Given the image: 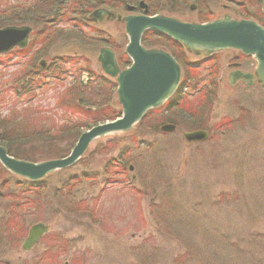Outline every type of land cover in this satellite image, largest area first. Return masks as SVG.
I'll list each match as a JSON object with an SVG mask.
<instances>
[{
  "label": "rangeland",
  "instance_id": "rangeland-1",
  "mask_svg": "<svg viewBox=\"0 0 264 264\" xmlns=\"http://www.w3.org/2000/svg\"><path fill=\"white\" fill-rule=\"evenodd\" d=\"M185 1V10L178 1L173 6L182 11L178 18L185 22L205 21L202 16L207 14L218 19L244 13L264 23V0ZM7 3L0 2V11L16 4ZM191 5H196L192 11ZM64 19L58 29L62 38L73 34L72 40L43 50L34 34L30 44H37L26 53L0 56V108L21 112L8 129L0 126V139L14 137L12 148L28 158L24 162L69 156L75 132H60L72 122H85L65 84L49 79L35 92L27 84L23 69L40 59L35 51L43 50L41 57L54 63L53 71H75L72 61L80 65L83 59L82 67L99 73L100 46L115 45L122 59L126 45L124 26L117 20L101 25L75 21L70 14ZM98 39L101 45L94 44ZM208 66H199L198 80ZM217 67L216 81L222 82L206 95L199 118L184 115L183 108L172 112L179 113L178 118L172 115L177 133L161 134L153 120L129 136L97 140L75 167L45 180L39 196L0 167V264H264V93L260 88L228 87L227 59H218ZM88 110L86 121L103 116ZM195 123L209 133L207 140L183 138ZM121 155L134 167L117 176L127 186L105 182L108 174L99 178L107 171L115 175L114 161ZM70 203L87 214L69 212ZM93 204L95 210L89 207ZM41 222L50 225L49 235L33 251L24 252L28 229Z\"/></svg>",
  "mask_w": 264,
  "mask_h": 264
},
{
  "label": "water",
  "instance_id": "water-1",
  "mask_svg": "<svg viewBox=\"0 0 264 264\" xmlns=\"http://www.w3.org/2000/svg\"><path fill=\"white\" fill-rule=\"evenodd\" d=\"M141 6L145 9L144 15L118 17V22L125 23V32L129 38L126 53L132 60V66L121 70L117 65L115 53L107 48L101 49L98 57L102 70L117 80V95L123 108L122 118L97 126L83 134L71 155L65 159L38 164L18 161L11 158L7 150L0 146V163L6 170L32 181L41 180L49 174L74 165L96 139L132 130L149 109L167 100L179 83L181 69L166 53L158 50L148 51L141 46L142 35L150 29L169 35L196 54L237 49L253 55L258 62L255 75L264 89V29L256 22L236 21L228 16L206 24L187 23L164 15L151 18L146 15L147 7L143 4ZM115 17L104 9L91 15V19L99 23ZM31 31L28 26L0 29V54L15 47L25 48ZM171 128L164 130L171 131ZM184 138L189 142L205 141L208 133H185ZM47 231L48 228L42 224L34 226L24 249L30 250Z\"/></svg>",
  "mask_w": 264,
  "mask_h": 264
},
{
  "label": "trees",
  "instance_id": "trees-1",
  "mask_svg": "<svg viewBox=\"0 0 264 264\" xmlns=\"http://www.w3.org/2000/svg\"><path fill=\"white\" fill-rule=\"evenodd\" d=\"M4 5L8 6V0H0V2ZM140 0H15L16 4H13L14 6L8 7L5 11H0V27H6L9 25H30L34 29L35 38L40 37V39L37 41H42V48L48 49L52 47L54 44L65 41V40H72L74 36L73 34L68 35V37L62 38L64 34H62L61 29H58V26L61 24V21L64 19L66 20L67 17H69V14L71 17H75V21L81 20L85 23H89L87 16L91 11H93L96 8L105 7L112 10H121L126 9L128 5H136V3ZM150 6V11L152 15L158 14V13H164L163 9H165V12H167L170 15L179 16V14L182 12L180 9H174L173 6L177 3V1L181 4L180 6H184V10L187 8V5L185 6V0H143ZM198 5V4H196ZM242 15L245 17V14L242 13ZM202 17H211L210 14L204 15ZM200 21H203L202 18L199 19ZM204 22V21H203ZM72 33V32H71ZM67 34V33H65ZM34 38V39H35ZM78 38V37H77ZM81 42L82 41L80 39ZM36 42V40H35ZM91 43H94L96 45H101V39H98L96 41H90ZM87 43V42H86ZM37 44V43H36ZM36 44L34 42L32 43L31 47H34ZM30 47V48H31ZM43 50H38L41 55L43 54ZM38 53V54H39ZM45 54V52H44ZM40 55V57H41ZM43 56V55H42ZM44 57V56H43ZM125 58V56L123 57ZM37 61V60H36ZM89 72L92 70H88ZM90 80L86 85H77V87H72L70 92H68V95L70 94V97L72 101L74 102L75 106L79 108L78 111H80V115L83 116V118L88 119V109H94L101 112V115L91 118V121L86 122H79L75 121L72 122V125L67 131L60 132L61 134L64 132H75L74 138L78 139V136L81 134V129L83 128H89L93 125H96L98 123L104 122L106 120H114L119 115V112L114 110L113 112L110 110V102L113 94V89H111V84L107 79L101 78L96 76L94 72H90ZM88 100V101H86ZM105 100V102H103ZM206 99L204 96L202 97L201 103L199 104L200 107L198 109L192 112L191 110H187V114H192L193 119L199 118V114L201 110L206 107ZM106 112H105V110ZM203 111V110H202ZM185 115V113H183ZM186 114V115H187ZM171 118V117H170ZM178 118V117H177ZM15 117H13L11 120H1L0 119V126H6L8 129V125L13 122ZM192 119V120H193ZM170 120V119H169ZM168 120H161L159 121L158 125H163ZM62 130L64 128H61ZM196 129H203L202 124L195 123L194 126H192V130ZM7 133V130H6ZM54 134H50L52 136H57ZM8 134V133H7ZM49 134V132H48ZM9 135V134H8ZM13 139L10 135L6 138V140H1L0 143L7 148L9 154L16 159H28L24 157V155H21L22 153L13 150ZM77 141V140H76ZM75 144V143H74ZM56 158V156L54 157ZM1 167V166H0ZM127 167L125 166V170ZM4 170V169H3ZM5 171V170H4ZM41 184V183H39ZM32 193H36V196L41 195L43 189L40 185L39 188L33 187V185H28V191H31ZM24 193V192H23ZM26 193V192H25ZM30 193V192H29ZM72 208H68L69 212L75 213V214H82L85 215V211L81 209V207L74 206L71 203ZM22 227H18V230H21ZM177 229V227H176ZM172 232L175 234L177 231L174 229Z\"/></svg>",
  "mask_w": 264,
  "mask_h": 264
},
{
  "label": "flooded vegetation",
  "instance_id": "flooded-vegetation-1",
  "mask_svg": "<svg viewBox=\"0 0 264 264\" xmlns=\"http://www.w3.org/2000/svg\"><path fill=\"white\" fill-rule=\"evenodd\" d=\"M230 57L227 58L229 73L227 74V85L230 83V77L235 71L252 74L255 71V62L252 57L245 56L238 52H230ZM214 71H219L215 69ZM222 82V79H220ZM234 87H243L246 89L260 88L257 80L252 81V85L248 86L244 82H238Z\"/></svg>",
  "mask_w": 264,
  "mask_h": 264
}]
</instances>
